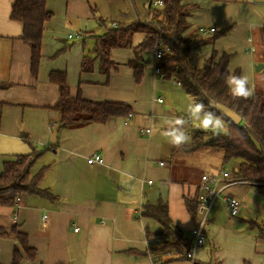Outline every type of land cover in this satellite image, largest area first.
Segmentation results:
<instances>
[{
  "label": "crops",
  "instance_id": "crops-1",
  "mask_svg": "<svg viewBox=\"0 0 264 264\" xmlns=\"http://www.w3.org/2000/svg\"><path fill=\"white\" fill-rule=\"evenodd\" d=\"M152 1L147 16L136 15L135 19L148 18ZM14 3L0 0V172L11 156L48 147L36 163L44 161L40 188L57 199L23 196L17 223L11 219L14 208L0 207V227L9 232L18 226L36 250L34 260L24 256L21 264H154V252L149 250L155 246V238H162L161 226L141 216L146 202H166L174 224L189 234L196 224L184 200L199 191L201 182H192L194 168L182 158L187 153L174 152L178 147L163 135L167 118L179 116L193 125L186 113L192 99L175 81L156 74L153 52L144 54L140 84L128 66L134 59L131 49L112 51L116 70L109 77L99 72V60L94 71L82 72V61L92 56L99 37L114 28L113 24L130 23L118 18L109 22L98 0L47 1L53 17L44 26L42 57L34 76L31 47L22 40L23 25L11 19ZM186 3L194 6L189 35L206 41L195 50L196 65L201 67L213 51L229 54L230 69L247 75L250 86L258 90L254 72L256 65H264V0ZM144 37L134 34L133 48ZM251 45L255 51L250 50ZM53 72L65 75L72 94L80 89L89 101L130 105L132 117H110L103 125L59 128L55 106L61 95L59 85L50 80ZM159 98L163 103L157 102ZM57 126L56 142L51 143L50 134ZM147 129L148 134L144 133ZM94 154L103 157V165L87 163ZM237 166L235 163L233 170ZM255 189L249 183L235 184L218 198L206 229L209 239L207 236L196 253L199 264H264V249H259L261 243L252 236L249 222L235 225L225 200L237 198L241 209L254 206L264 213V198ZM227 226L240 230L238 237H230L223 228ZM17 248L20 244L12 235L0 238V264H12Z\"/></svg>",
  "mask_w": 264,
  "mask_h": 264
},
{
  "label": "trees",
  "instance_id": "trees-1",
  "mask_svg": "<svg viewBox=\"0 0 264 264\" xmlns=\"http://www.w3.org/2000/svg\"><path fill=\"white\" fill-rule=\"evenodd\" d=\"M48 0H15L11 19L22 23V40L31 47L32 71L37 75L41 61V44L44 26L53 14L47 10ZM163 6L151 9L149 23L136 21L129 24H119L99 37L92 56L84 57L82 72L94 71V64L99 60V72L109 77L116 70L111 62L113 50H133L134 59L128 66L134 72L136 84H140L144 73V54L161 49L165 52L162 59L155 64L160 67L164 80L175 81L192 100L202 102L207 111H212L228 126L227 134H212L206 138L204 131H193L189 144L181 145L179 150L189 154L196 151L224 152L223 163H237L233 177L235 181L247 182L253 185L256 193L264 196V99L256 90L249 99L231 95L226 77L229 75L232 56L213 51L201 67L196 65V49L206 45V41L189 35L188 22L194 6L187 0H162ZM147 19V18H146ZM143 33V41L136 47L132 46L134 34ZM223 35V34H222ZM221 36V34H220ZM219 36V37H220ZM264 79V69L261 71ZM240 75L239 71L234 73ZM50 80L60 88V100L55 109L59 113V128L75 129L90 124L103 125L110 117L129 119L133 115L130 105L116 102H93L83 98L80 89L72 94L62 73L53 72ZM224 105L241 118L238 125L230 122L224 115L217 112L215 105ZM52 146L54 144H51ZM50 148L44 147L28 155H14L3 163L0 172V207L14 208L17 199L23 196H39L49 201L57 199L48 190L40 188L45 168L33 173L34 166ZM199 191L193 197L184 200L186 209L194 222L198 220ZM141 216L155 220L160 226L159 235L166 240L160 246H154L149 251L165 253L170 251L175 258L183 259L185 250L191 243L190 237L182 228L176 226L169 216L168 204L160 200L156 205L146 202ZM250 230H257V238L264 241V232L250 222ZM12 235L20 248L15 249L12 264H21L23 257L34 260L36 250L29 246L28 237L18 226L10 231L0 227V238ZM190 236V234H189ZM22 250V251H21Z\"/></svg>",
  "mask_w": 264,
  "mask_h": 264
},
{
  "label": "rangeland",
  "instance_id": "rangeland-1",
  "mask_svg": "<svg viewBox=\"0 0 264 264\" xmlns=\"http://www.w3.org/2000/svg\"><path fill=\"white\" fill-rule=\"evenodd\" d=\"M150 1L151 0H98L99 6L101 7L100 9H101L102 14L104 13V15L109 17V20H108L109 22L111 20H115L118 18L120 22H122V20L124 19V21L126 20L130 23L135 21L136 15L139 16L140 18L147 16V11H148L147 6H148ZM153 8H152V10H154ZM155 8H158V7H155ZM123 14L126 16H124ZM154 57H155V55H154ZM254 74H255V83H256V85H258V92L262 95L261 97L264 99L263 75L261 72H256V71L254 72ZM192 124L193 125L185 124V128L187 129L189 135L193 131H204L206 134V138H208L212 134H214V132L212 130L201 129L198 126V122L193 120V119H192ZM223 125H224V127L218 131V134H227L228 133V126H227L226 122L223 121ZM190 141L187 143L189 144ZM174 152H183V151L177 150ZM182 158H183V161H185V163H189V167L191 165L194 168L193 174L191 176L193 183H196V182L200 183L201 177L203 175L215 176V175L220 174L222 171H226L228 173H231L232 177H233L232 171H233V167H234L235 162H230V163L224 164L223 163L224 152L222 150H217V151L201 150V151H196V152L191 153V154H187V155L183 156ZM42 162H44V161H41L38 164H36V166H34V169H33L34 173H37L41 169L40 166H41ZM256 194H258V193H256ZM258 195L260 197L264 198V196H262L260 194H258ZM1 211H2V209H0V213H1ZM231 219L236 220L235 225L241 224L242 220L249 222V223L254 222L264 232V213H262L259 209L255 208L254 206H251L250 209H248V210L240 209L239 215L236 218L231 217ZM195 226H196V224H195ZM249 226H250V224H249ZM223 228H224V231L229 230V236L230 237H238V235H239L238 232H241L238 229H237V232H235L234 230L231 229L232 226H227V227H223ZM250 231H252V230H250ZM253 232L251 233L252 236L254 238L256 237L257 241L261 243V246L259 249H264V247H263L264 241L257 238V234H258L257 230H253ZM186 234L188 235V237H190L188 232H186ZM248 234H250V232ZM207 236L209 239V235H207ZM162 238H164V237L162 236ZM231 240H233V238ZM213 253L214 252L212 251V254Z\"/></svg>",
  "mask_w": 264,
  "mask_h": 264
},
{
  "label": "built area",
  "instance_id": "built-area-1",
  "mask_svg": "<svg viewBox=\"0 0 264 264\" xmlns=\"http://www.w3.org/2000/svg\"><path fill=\"white\" fill-rule=\"evenodd\" d=\"M250 1V0H246ZM152 5L154 7H162L163 6V1L162 0H153ZM136 21L144 22V23H149L148 18L145 20H140L137 18ZM113 27L116 28L117 24H113ZM202 31H205L202 29ZM211 32L214 31V29L210 30ZM249 43H252V39H248ZM251 51H255L254 46H250ZM165 52L162 51L161 49H158L155 52V60L158 62L162 57L164 56ZM155 71L156 74L160 77L163 78V74L160 70V67L155 64ZM158 103H163L162 98H159L157 100ZM130 116L129 118H131ZM146 134L150 133V130L147 129L145 130ZM87 163L89 165H103L104 164V159L101 155L94 154L90 156L87 159ZM161 165H164V163H161ZM149 185L152 184V181L147 182ZM240 183H247V182H242V181H235L234 178L232 177L231 173H228L226 171H222L220 174L215 175V176H207L203 175L201 177V186L199 187V197H198V207H197V215H198V220L196 221V226L191 230L190 232V239L191 243L189 247L185 250V254L183 259L175 258V256L170 252L167 251L165 253H153L152 259L154 264H199L196 253L199 249L203 248V246L206 244L207 241V226L209 225L210 222V217L212 214V210L214 208V205L218 198L221 197L222 193L228 189L229 187L235 185V184H240ZM226 200V206L227 210L230 214L231 217H235L238 215L241 209V202L237 198H227ZM20 201L21 199H17L15 207H14V214L12 215V222L17 223V211L20 208ZM47 217L44 216L42 218V221L45 223ZM74 231H78L77 228H75ZM166 239L165 238H155L153 240V244L155 246H160L161 244L164 243Z\"/></svg>",
  "mask_w": 264,
  "mask_h": 264
},
{
  "label": "clouds",
  "instance_id": "clouds-1",
  "mask_svg": "<svg viewBox=\"0 0 264 264\" xmlns=\"http://www.w3.org/2000/svg\"><path fill=\"white\" fill-rule=\"evenodd\" d=\"M229 91L232 96L249 99L254 95L255 89L250 86L249 77L247 75H235L234 69L229 70V75L225 79ZM187 115L198 122V126L203 130H212L218 134V131L224 127L223 121L212 111H207L202 102L192 100L186 109ZM167 130L163 135L168 138L169 142L179 147L191 140L187 129L185 128L186 121L179 116H173L165 120Z\"/></svg>",
  "mask_w": 264,
  "mask_h": 264
},
{
  "label": "water",
  "instance_id": "water-1",
  "mask_svg": "<svg viewBox=\"0 0 264 264\" xmlns=\"http://www.w3.org/2000/svg\"><path fill=\"white\" fill-rule=\"evenodd\" d=\"M263 69H264L263 64H258L255 66L256 72H261ZM214 108L217 110V112L224 115L233 124L238 125L241 122L240 116L238 114H236L234 111H232L231 109L227 108L226 106L218 104V105H215ZM57 129H58V126L55 127L50 134V142L51 143L56 142Z\"/></svg>",
  "mask_w": 264,
  "mask_h": 264
}]
</instances>
